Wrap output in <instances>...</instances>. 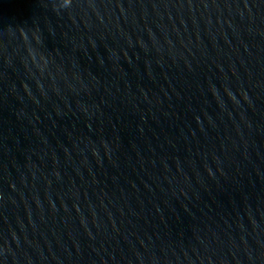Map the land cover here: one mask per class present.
Instances as JSON below:
<instances>
[{"label":"water","instance_id":"obj_1","mask_svg":"<svg viewBox=\"0 0 264 264\" xmlns=\"http://www.w3.org/2000/svg\"><path fill=\"white\" fill-rule=\"evenodd\" d=\"M0 264H264V0H0Z\"/></svg>","mask_w":264,"mask_h":264}]
</instances>
